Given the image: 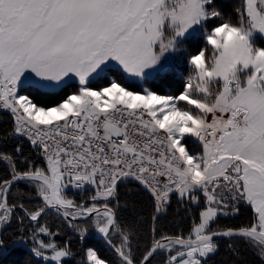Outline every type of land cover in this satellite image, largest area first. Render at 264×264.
Here are the masks:
<instances>
[{"label": "snow or ice", "instance_id": "snow-or-ice-1", "mask_svg": "<svg viewBox=\"0 0 264 264\" xmlns=\"http://www.w3.org/2000/svg\"><path fill=\"white\" fill-rule=\"evenodd\" d=\"M233 12L235 22L229 17L207 29L221 16L215 0H0V111L12 117L8 135L26 137L45 162L24 158L27 166L18 168L13 154L0 152L9 169L0 179V264H10L7 257L20 248L29 255L12 264L71 259L67 242L42 238L58 234L40 223L53 211L70 225L95 213L92 224L119 258L115 264H137L131 232L109 206L125 181L142 186L155 210L154 239L138 264L165 250L175 252L166 264H208L219 248L214 237L227 238L237 256L233 243L243 240L264 264V47L254 43L256 34L264 37V0H240ZM197 34L211 55L206 59L208 48L190 55L179 95L131 91L116 79L89 87L113 68L133 83L163 81L174 72L179 45ZM71 80L78 90L55 106L21 94L26 84L60 88ZM189 140L201 151L189 149ZM15 153L22 156L19 145ZM21 185L34 188L41 203L26 205ZM89 185L91 206L66 195ZM13 188L21 198L10 200ZM172 194L197 205L203 197L199 223L186 237L157 239L156 214L167 211ZM241 205L251 210L248 222L210 228L218 216L238 215ZM25 220L30 236L23 227L8 231ZM73 226L83 239L87 228ZM84 256L86 264H113L92 247Z\"/></svg>", "mask_w": 264, "mask_h": 264}, {"label": "trees", "instance_id": "trees-1", "mask_svg": "<svg viewBox=\"0 0 264 264\" xmlns=\"http://www.w3.org/2000/svg\"><path fill=\"white\" fill-rule=\"evenodd\" d=\"M240 2V0H215L221 16L217 19H211L207 22L206 28L211 29L218 25L224 19L231 17L232 21H236V16L233 9ZM255 45L264 47V38H255ZM180 51L177 55V61L173 74L163 81H153L144 83H133L126 80L114 68L107 71L105 74L90 81L89 86L92 88H102L109 85L112 79H116L125 87L133 90H141L142 88H150L162 95H179L183 91V84L191 74V69L186 61L190 55H195L201 48H208L206 52V59L211 55L210 46H207L203 38L197 34L194 38L185 39L180 45ZM78 81L71 80L65 85L56 89H45L35 85L26 84L21 90V94L29 95L39 106L51 107L61 102L67 95L73 94L78 90ZM182 102H180L181 104ZM185 107H189L184 102ZM13 127V120L11 115L6 111H0V152L10 153L16 158L17 167L24 168L27 165L24 158H27L36 166H44V159L42 155L35 150L30 144L29 140L24 137L16 135H8L10 129ZM19 145L22 150V156H16L15 149ZM189 149L200 152L199 144L193 143L191 140L187 141ZM7 162L0 161V179L8 178ZM21 190L27 195L22 197L26 205H37L41 203L40 199L35 195V189L26 185L20 186ZM95 194L92 186L81 190L68 189L67 197L75 200L76 204L83 203L85 206H91L93 201L91 196ZM199 195V193L197 194ZM21 198L20 194L15 188L12 189L11 199ZM118 201V202H117ZM104 203L103 200L98 202V206ZM110 207L114 208L117 215V223L122 228H128L131 232V246L132 254L135 261L138 263L142 259L143 254L151 246L154 239L152 233L153 220L152 216L155 214L154 205L151 196L148 192L136 182L125 181L118 186V197L116 200L110 201ZM204 207L203 197H200L199 204L191 203L189 201H180L176 194L171 195V202L167 205V211L156 214L155 220L156 233L155 238H159L161 234L168 236L182 235L187 236L192 228L193 221L199 222V212ZM251 216V210L243 205L240 206V213L236 216H219L216 221L210 225L211 229L224 228L228 226H238L243 222H248ZM92 219L82 221H72L70 225L63 216L57 215L54 211L49 212L40 219L41 224H46L54 233H58L54 239L58 244L63 245L66 242L72 249L74 256L71 259H66L64 264H80V261L85 260L84 253L87 248L92 247L98 254L113 262L118 261L116 254L106 245V243L95 237L96 229L92 224ZM75 226L80 228H87L83 239L81 233ZM23 227L24 235L30 236V229L33 225L25 220L24 225L21 226L17 222H13L8 229L10 232L16 231ZM43 237V236H42ZM114 244H119L118 234L113 236ZM219 248L218 251L208 258V264H262L261 259L257 254L248 247L243 240H236L233 247L237 250L238 256L234 255L227 245L230 242L227 238L216 240ZM31 245H29L30 247ZM167 250L159 252L151 264H166L169 254ZM29 254L26 249H14L7 257V261L12 262L22 260ZM39 259V258H37ZM36 264V260H33Z\"/></svg>", "mask_w": 264, "mask_h": 264}, {"label": "rangeland", "instance_id": "rangeland-1", "mask_svg": "<svg viewBox=\"0 0 264 264\" xmlns=\"http://www.w3.org/2000/svg\"><path fill=\"white\" fill-rule=\"evenodd\" d=\"M258 37H262L260 34H256V36H255V38H258ZM262 38H264V37H262ZM254 43H255V39H254ZM180 48V47H179ZM97 78V77H96ZM96 78H94V79H96ZM94 79H92V80H94ZM118 82V81H117ZM118 83H120V82H118ZM122 84V83H121ZM106 86H108V85H106ZM106 86H104V87H106ZM122 86H124L123 84H122ZM90 87V86H89ZM125 87V86H124ZM92 88V87H91ZM103 88V87H102ZM129 90H131V91H141V90H133V89H131V88H129V87H127ZM45 89H56V88H45ZM94 90H99V89H101V88H93ZM74 94V93H73ZM158 94V93H157ZM160 95H162V94H160ZM178 106L179 107H185V105H184V102H182L181 104L179 103L178 104ZM87 187H90V185L89 186H86L85 188H87ZM84 188V189H85ZM92 188H93V186H92ZM69 189H72V190H78V189H75V188H72V187H70ZM94 189V188H93ZM79 190H81V189H79ZM95 190V189H94ZM221 216H223V215H221ZM230 216V215H229ZM219 217V216H218ZM199 223V222H198ZM56 236V235H55ZM54 236V237H55ZM54 237H48V236H43L42 238L43 239H45V240H48V239H54ZM55 240V239H54ZM56 243H57V241H55ZM174 252V251H173ZM48 254L50 255L51 254V252L49 251L48 252ZM175 254V252L172 254V255H174ZM83 261H85V264H86V259L85 260H83ZM81 262V261H80Z\"/></svg>", "mask_w": 264, "mask_h": 264}, {"label": "water", "instance_id": "water-1", "mask_svg": "<svg viewBox=\"0 0 264 264\" xmlns=\"http://www.w3.org/2000/svg\"><path fill=\"white\" fill-rule=\"evenodd\" d=\"M102 205H100V206H98V207H101ZM101 211H102V207H101ZM115 213H116V211H115ZM90 218H95V213H93V215H92V217H86V218H77V219H75V220H72V221H82V220H87V219H90ZM69 219H71V218H69ZM116 219H117V215H116ZM95 237H97V238H99V239H101V240H103L104 242H105V239L103 238V236H102V234H100V233H98L97 231H96V233H95ZM214 239V241H216V240H220V239H224V237H214L213 238ZM106 243V242H105ZM114 244V243H113ZM106 245L114 252V250L106 243ZM159 252H161V251H158V252H156L152 257H151V259H150V264H151V262H152V260L154 259V257L159 253ZM115 253V252H114ZM138 264V263H137Z\"/></svg>", "mask_w": 264, "mask_h": 264}, {"label": "built area", "instance_id": "built-area-1", "mask_svg": "<svg viewBox=\"0 0 264 264\" xmlns=\"http://www.w3.org/2000/svg\"><path fill=\"white\" fill-rule=\"evenodd\" d=\"M20 137H23V136H20ZM24 138H26V137H24Z\"/></svg>", "mask_w": 264, "mask_h": 264}]
</instances>
